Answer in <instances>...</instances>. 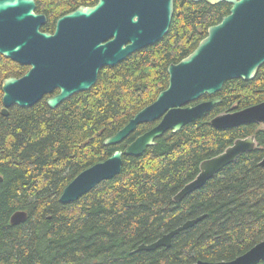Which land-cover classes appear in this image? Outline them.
<instances>
[{
  "label": "trees",
  "instance_id": "1",
  "mask_svg": "<svg viewBox=\"0 0 264 264\" xmlns=\"http://www.w3.org/2000/svg\"><path fill=\"white\" fill-rule=\"evenodd\" d=\"M36 0L50 31L72 3ZM227 2L174 0L167 33L123 61L99 70L95 84L56 108L47 95L30 107L0 112V264H191L227 261L264 239V126L256 122L218 129L221 113L264 101V63L251 80L232 78L213 95L220 102L178 131L167 130L141 155L122 158L121 171L69 203L64 187L82 170L123 149L157 122L137 125L122 142L105 145L168 85L167 68L190 54L208 27L229 13ZM26 70L0 54L3 79ZM56 92V91H55ZM54 92V93H55ZM253 135L256 148L225 166L201 188L176 202L174 195L200 163L237 138ZM17 210L26 219L12 224ZM202 218L172 238L169 247L136 250L188 219ZM258 264H264V259Z\"/></svg>",
  "mask_w": 264,
  "mask_h": 264
},
{
  "label": "water",
  "instance_id": "2",
  "mask_svg": "<svg viewBox=\"0 0 264 264\" xmlns=\"http://www.w3.org/2000/svg\"><path fill=\"white\" fill-rule=\"evenodd\" d=\"M199 1V0H192ZM227 2L229 13L208 27L206 36L186 57L168 66L167 87L155 100L140 109L127 124L106 138L115 145L133 133L139 124L157 122L137 135L123 149L78 173L62 190L59 201L69 203L121 171L122 158L141 155L165 131H178L205 116L220 99L199 100L213 95L232 78L251 80L264 63V0H205ZM34 0H0V54L29 66L21 77L2 83V110L30 107L45 95L46 104L56 108L71 95L90 89L99 70L123 61L131 53L150 46L168 31L174 0H98L60 17L53 32L38 31L43 15H35ZM55 90L56 94L51 95ZM256 122L264 125V101L214 116L210 123L218 129ZM256 148L253 135L237 138L223 152L203 160L196 177L173 197L178 202L201 188L225 166ZM264 166V156L260 163ZM2 177L0 176V181ZM27 213H12V224L23 222ZM202 216L188 219L149 244L136 250L169 247L172 238L193 226ZM264 259V239L245 253L227 261L198 260L191 264H258Z\"/></svg>",
  "mask_w": 264,
  "mask_h": 264
},
{
  "label": "flooded vegetation",
  "instance_id": "3",
  "mask_svg": "<svg viewBox=\"0 0 264 264\" xmlns=\"http://www.w3.org/2000/svg\"><path fill=\"white\" fill-rule=\"evenodd\" d=\"M97 2H98V0H94L93 2H92V1H89V2H78V4H77V3H76V4H75V3H72V7H71V8L67 9L66 11L60 13L58 16L55 17L52 28L50 29V31H46L44 25H45V23H46V21H47V16H46V14H45L44 12H42V11H40V10H37L36 0H34L35 6H34V8H33V10H32L33 13H34L35 15H38V16L43 15V16L45 17V21H44L43 23L40 24L39 21H37V22H38V31H41V32H53V31H54V28H55V25H56V21H57L60 17L65 16V15H67V14H70V13L74 12L75 10L81 8V7H83V8L92 7V6H94ZM16 64H18V63H16ZM18 65L25 67L26 70H24L22 73L17 74V76H13V75H12V76H9V77L19 78V77L23 76V75L28 71V69H29V66H27V65H21V64H18ZM9 77H6V78H9ZM6 78H5V79H6ZM3 80H4V79H3ZM2 83H3V81H2ZM1 86H2V85H1ZM1 90H2V88H1ZM55 91H56V92H55ZM55 91H54L55 93L53 92V93H52L51 95H49V96H52L53 94H56V93L58 92V90H55ZM1 103H2V102H1ZM2 107H3V106H1L0 112H1V110H2ZM1 114H2V113H1Z\"/></svg>",
  "mask_w": 264,
  "mask_h": 264
},
{
  "label": "rangeland",
  "instance_id": "4",
  "mask_svg": "<svg viewBox=\"0 0 264 264\" xmlns=\"http://www.w3.org/2000/svg\"><path fill=\"white\" fill-rule=\"evenodd\" d=\"M260 126L263 127L264 125L261 124Z\"/></svg>",
  "mask_w": 264,
  "mask_h": 264
}]
</instances>
